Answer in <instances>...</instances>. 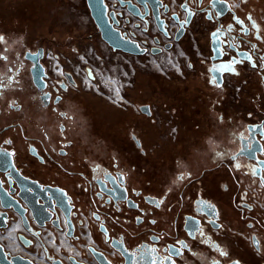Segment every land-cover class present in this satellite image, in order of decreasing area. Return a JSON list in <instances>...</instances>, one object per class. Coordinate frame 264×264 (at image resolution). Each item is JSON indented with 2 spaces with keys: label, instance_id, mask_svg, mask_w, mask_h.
<instances>
[{
  "label": "flooded vegetation",
  "instance_id": "af4514ba",
  "mask_svg": "<svg viewBox=\"0 0 264 264\" xmlns=\"http://www.w3.org/2000/svg\"><path fill=\"white\" fill-rule=\"evenodd\" d=\"M123 1L137 6L140 16L118 0L105 3L116 15L115 29L146 50L135 57L174 54L194 27L192 37L200 28L206 34L207 56L197 72L207 88L195 91L190 105L201 119L191 129L176 117L167 133L152 104H136L132 112L90 100L94 96L83 87L86 78L98 82L96 56L87 58L84 78L77 72L85 65L79 57L80 64L68 67L55 54V66L44 41L0 33V189L13 200L20 193L30 199L36 219L46 221L40 227L29 214L24 224L15 213L0 229V242L34 264H264V16L254 17L256 11L263 15V0H222L231 10L221 19L211 10L213 0H156L167 34L153 14L154 0ZM75 7L94 22L86 0ZM189 11L191 24L177 42ZM224 29L222 58L213 61L212 34ZM73 39L68 47L76 53ZM154 48L161 52L153 54ZM40 51L44 72L38 81L33 58ZM233 60L239 61L235 71L221 67ZM256 99L259 106L247 103ZM214 107L224 112L222 123L238 130L231 142L210 135ZM101 111L113 118L103 120Z\"/></svg>",
  "mask_w": 264,
  "mask_h": 264
},
{
  "label": "rangeland",
  "instance_id": "374dc122",
  "mask_svg": "<svg viewBox=\"0 0 264 264\" xmlns=\"http://www.w3.org/2000/svg\"><path fill=\"white\" fill-rule=\"evenodd\" d=\"M79 1L0 0V30L4 32L15 31L20 33L19 36L17 35L18 38L25 36L30 42L32 40L44 41L48 49L47 55L53 64L55 62L58 65L55 54L61 57L63 63L66 60L68 67L73 64L74 60L77 64H80L77 59L79 57L82 60L81 63L84 62L85 65L82 68L76 65L78 67L77 72L83 75L84 78L85 68L90 65L87 63V58L91 60L90 58L93 59L96 56L98 63L95 64L93 70L95 75H100V79L94 84L86 78L83 87L88 94L94 96L90 100L97 101L98 98L110 106L119 107L120 110H124L121 107L130 108L132 112H137L135 109L136 104H152L153 110L156 111L154 112L158 114V119H161L162 124L167 128V133L173 131L176 117L177 120L181 121L177 123H182L185 126L189 125L191 129H194L197 125L195 123L197 119H201L200 114H193L195 112L194 108L190 106L196 104L197 96L194 92L199 88H207V84L200 80L197 72L201 68L199 60H203L207 56V53L202 50V45L206 40V34L200 32L202 28L198 32L201 34H193L194 37H192L194 27L190 32L191 34L186 36V40L181 41L174 54L167 55L165 53L161 56L145 58L130 56L131 60L122 55L113 57L118 53L110 51L102 42L96 34L98 29L94 22H91L87 12L85 14L83 12L75 13V8H77L75 5L77 6ZM261 5L263 15H259L260 13L256 11L258 15L254 17L257 21H260V16H264V0ZM82 7L83 11H86L85 3H82ZM171 25L174 31L178 27L174 21ZM78 28L84 29V33L80 31L77 34L76 30ZM152 31L150 36L157 32L155 26ZM139 32L143 33L142 30ZM89 34L94 35V39L91 41L88 38ZM72 37L75 43L79 44V50L76 53H72L68 47V42H71ZM117 67L118 70H116ZM110 70L114 71V75L110 74ZM100 81L103 84H108L114 96L109 95L111 92L109 90L108 92H101ZM142 90H145L144 97H135L136 93ZM92 95L90 98H92ZM222 95L225 96V90L221 91ZM247 103L251 105L255 103L259 106L260 99L252 102L247 100ZM131 105H134L133 109ZM223 105L225 106V104ZM183 107L185 110H183ZM216 108L218 107H214L212 110L210 135L217 136V139L225 138V141L231 142L234 131L238 130L232 124L225 125V122L222 123L220 118L224 115V112L220 109L216 110ZM111 114L113 113L109 111H101L100 118L109 120L113 118ZM117 116L119 118V115ZM245 127L246 124L242 130ZM192 133L196 134L195 132ZM196 152L201 155L200 151Z\"/></svg>",
  "mask_w": 264,
  "mask_h": 264
},
{
  "label": "water",
  "instance_id": "95a60500",
  "mask_svg": "<svg viewBox=\"0 0 264 264\" xmlns=\"http://www.w3.org/2000/svg\"><path fill=\"white\" fill-rule=\"evenodd\" d=\"M123 7H128V9L136 16H140L137 6L132 5L131 2H125L123 0H118ZM88 9L90 11V16L94 21L95 25L98 28V31L101 35V39L114 51H120L129 55L134 56H143L146 54V50L141 49L138 43L132 42L130 39L125 38L120 31L116 30L114 25L118 23L116 15L114 12H109L108 7L105 3V0H86ZM140 4H143V0H138ZM153 14L156 17L158 26L160 30L167 34L166 32V23L164 20H161L160 14L158 11V3L154 0L152 4ZM226 7V9H225ZM211 10L215 11L218 15V19H221L225 16V12L230 11L229 3L222 0H213L211 2ZM168 12V8L166 9ZM174 18L179 21L178 16L174 15ZM192 20V14L189 11V16L186 21L180 22L181 29L177 33L176 41L179 42L182 37L185 35L186 29L190 26ZM223 32H216L212 34V49L215 53V56L212 60H217L222 58L221 49L225 46V29ZM172 45H166L167 49H171ZM40 51L33 61L36 63L37 76L35 75V80L38 81L41 78L42 73L44 72L42 65L39 62V59L43 56ZM153 54L157 55L161 52L159 49H153ZM218 80L219 85L222 84V73L215 75ZM143 109H149V106L144 107ZM147 113L146 110H143ZM30 188H28V191ZM32 190H30L31 192ZM19 200H13L12 198L4 195L0 189V202L3 208V211H0V229H7L9 226V221L14 218V214H18L23 219L24 224H27L30 221V216L39 224L40 227L46 225V221H38L35 217V211L33 209L30 199L23 196L21 193L18 195ZM20 240L23 242L25 238L21 235ZM31 243H27L26 246H30ZM103 263L101 260H99ZM0 264H34L29 259H25L21 255H13L11 252H8L5 245L0 242Z\"/></svg>",
  "mask_w": 264,
  "mask_h": 264
},
{
  "label": "snow or ice",
  "instance_id": "6c2138e0",
  "mask_svg": "<svg viewBox=\"0 0 264 264\" xmlns=\"http://www.w3.org/2000/svg\"><path fill=\"white\" fill-rule=\"evenodd\" d=\"M249 19H251V17H249ZM239 22L242 23V21H239ZM254 26H255V25H254ZM214 35H215V34H214ZM2 40H3V37L0 36V41H2ZM248 59L250 60L251 57H248ZM235 63H239V61L233 60L231 63H229V64H227V65H223V66H221V67L224 68V69H227V70H229V71H235V69H234V67H233V65H234ZM255 66H256V65L253 63V67H255ZM213 83H215V80H213ZM142 110H147V109H142ZM149 114H150V112H149ZM133 139H135V137H133ZM137 144L139 145V141H137ZM238 155H239V154H238ZM233 159H235V157H233ZM235 167L239 168L240 165L237 163V164L235 165ZM261 171H264V169H262ZM252 174H253V175H256V174H257V171L254 169ZM183 178H184L183 176L179 177V179H183ZM261 179H262V181H264V175L261 176ZM225 187H226V186H225ZM151 202H153V203H157V202H155V201H151ZM160 203H162V201H161ZM157 206H159V203H157ZM153 222H154V221H153ZM221 254L224 255L225 253H223V251H221ZM153 264H155V262H153Z\"/></svg>",
  "mask_w": 264,
  "mask_h": 264
},
{
  "label": "built area",
  "instance_id": "2783aa9c",
  "mask_svg": "<svg viewBox=\"0 0 264 264\" xmlns=\"http://www.w3.org/2000/svg\"><path fill=\"white\" fill-rule=\"evenodd\" d=\"M171 30H172V28H171ZM54 65L56 66L55 62H54ZM95 76H96L97 79H100V75L99 74H97ZM100 83H101L100 86L104 89V92H108V90L111 91V89L108 86V84H103L102 81H100ZM109 95L110 96H114V95H112V91L109 93Z\"/></svg>",
  "mask_w": 264,
  "mask_h": 264
},
{
  "label": "crops",
  "instance_id": "0c3cea01",
  "mask_svg": "<svg viewBox=\"0 0 264 264\" xmlns=\"http://www.w3.org/2000/svg\"><path fill=\"white\" fill-rule=\"evenodd\" d=\"M113 57H120V56H119V54H118V55L113 56ZM118 69H119V68L117 67L116 70H118ZM112 71H113V70H112ZM112 71H111V70L109 71L110 74H113ZM116 72H117V71H116ZM8 236H9V242H10V244H11V243L13 244V242H15V236H14V234L11 233V234H9ZM2 242L5 243L4 241H2ZM5 244H6V243H5ZM12 244H11V245H12ZM7 245H8V244H7ZM27 255H28V254H27Z\"/></svg>",
  "mask_w": 264,
  "mask_h": 264
},
{
  "label": "trees",
  "instance_id": "16d2710c",
  "mask_svg": "<svg viewBox=\"0 0 264 264\" xmlns=\"http://www.w3.org/2000/svg\"><path fill=\"white\" fill-rule=\"evenodd\" d=\"M0 32H1V34H2V33L5 34L4 36H6V35L9 33V32H4V31H1V30H0ZM14 33H15L16 37H17V35L19 36V34H20V33H16V32H14ZM3 34H2V35H3ZM97 34H98V33H97Z\"/></svg>",
  "mask_w": 264,
  "mask_h": 264
}]
</instances>
